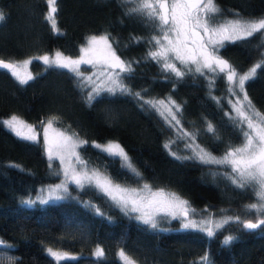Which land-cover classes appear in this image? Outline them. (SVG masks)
Segmentation results:
<instances>
[{
    "label": "trees",
    "instance_id": "trees-1",
    "mask_svg": "<svg viewBox=\"0 0 264 264\" xmlns=\"http://www.w3.org/2000/svg\"><path fill=\"white\" fill-rule=\"evenodd\" d=\"M216 4L223 14L264 17V0H216ZM56 7L55 20L63 35L54 33L45 19L47 0H0L5 15L0 23V58L13 62L55 50L74 56L88 35L106 33L117 39L119 55L138 61L130 75L122 74L123 83L143 99L169 95L176 100L182 109L181 124L196 134L200 145L219 154L242 140L241 127L225 112L222 84L210 90L204 76L165 74L157 61L146 57L144 40L133 42L151 29L139 15H126L120 0H57ZM263 50L264 36L255 34L224 42L218 53L243 71L261 59ZM29 66L34 79L25 85L0 70V118L15 114L32 124L51 120L88 141L78 147V154L89 167L115 182L171 190L196 209H240L253 201L252 190L236 187L210 165L170 154L165 148L170 130L143 100L102 92L89 105L86 89L71 69L47 68L36 59ZM245 90L252 105L264 114V67L245 82ZM208 122L215 133L206 130ZM106 140L121 144L139 177L122 167L119 157L92 144ZM59 176V163L46 157L40 136L36 142L22 140L0 124V239L13 245L0 246V253L16 257V264H122L119 249L136 264H202L205 256L210 264H264V229L249 232L230 223L209 237L200 229L181 228L174 220L151 229L87 185L83 189L69 185L76 197L31 206L21 203L38 185ZM227 234L237 239L224 246ZM97 245L104 251L101 259L92 253ZM48 248L70 251L77 259L57 261Z\"/></svg>",
    "mask_w": 264,
    "mask_h": 264
},
{
    "label": "snow or ice",
    "instance_id": "snow-or-ice-1",
    "mask_svg": "<svg viewBox=\"0 0 264 264\" xmlns=\"http://www.w3.org/2000/svg\"><path fill=\"white\" fill-rule=\"evenodd\" d=\"M57 0H47L49 11L45 17L51 23L54 33L63 35L61 29L57 27L55 13ZM121 4L134 3L135 7L126 12V15H139L147 23L155 26L159 31L158 36H152L149 43L156 47L155 51L148 52V58L162 62L163 70L172 73L176 78H183L188 73H199L204 75V69L210 72L224 73L231 86L243 93L242 99L237 97L233 104V109L237 113L239 126L243 136V142L236 147H230L225 154L216 158L205 149L198 148L194 157H180L177 159H198L201 163L227 165L231 169L230 180L240 189H250L253 191L257 202L247 206L249 212L254 213L252 219H241L239 216L222 217L219 221H214L211 217L201 222L188 220L189 204L187 200L182 199L175 192H165L163 189L153 190L152 186L144 183L139 188L121 186L115 183L112 178L96 169L91 171L86 169L77 170L74 167H66L64 170L65 182L56 185L54 190H50L48 199H52V191H62L68 193V183L75 184L83 189L86 185L96 189L98 192L108 197L116 206L120 207L125 214L138 213L134 219L147 225L151 229L159 228L158 217L161 215L171 217L172 219H181L184 221L182 227L199 228L207 236L214 237L217 232L225 229V225L236 223L242 230L255 231L264 229V114L255 110L254 105L248 98L245 90V82L253 80L258 68L264 67V58L255 64L244 74H238L235 68L227 60L216 55L218 47L223 46L224 41H235L253 37L255 34L264 36V17L259 19L245 20L239 17L229 21L226 24H217L216 17L220 14V8L216 0H120ZM5 21L3 11H0V23ZM142 38H133V42L139 43ZM114 40V38H113ZM118 44V41L116 42ZM84 55L79 59L73 60L71 57L64 56L57 51L53 57L48 55L33 57L32 59L42 60L47 68H69L77 76L83 74L79 71L81 64H93L100 69V75L104 77L101 85L94 86L86 96V102L91 103L101 95L102 92L109 94H128L143 100L140 93L133 92L123 83L122 74H131L134 69L133 63L138 61H125L120 58L112 47L109 35L92 36L88 41V46L81 49ZM92 58H85L88 54ZM264 57V54H262ZM175 61L184 66L185 71L177 67ZM32 60H24L21 63L6 62L0 59V70H7L21 85L28 84L34 77L24 71ZM194 66V67H193ZM92 82V78H87ZM94 83V82H93ZM232 90L235 96L237 93ZM152 108L163 107L170 119V125H180L178 113L182 111L181 106L170 97L167 102L164 100L144 101ZM175 109V110H173ZM245 109H250L251 114ZM166 119H168L166 117ZM0 124L14 133L18 138L27 141H37V135L33 127L27 124L19 117L13 115L7 120H0ZM52 121H48V127H51ZM182 129V125L180 126ZM208 132L215 133V128L208 122ZM183 135L195 140V133L183 131ZM75 136V134H73ZM73 136L63 137L57 143V153L67 152L76 157L77 162H81L75 149L87 144L88 141L80 140ZM47 141V134H45ZM95 148L109 156L119 157L122 161V167L129 169L134 175L139 177L141 174L132 165L130 158L124 149L115 142L106 144H94ZM170 151V146L165 145ZM49 158L52 157V146L48 147ZM176 155L175 153H171ZM64 157H61L63 162ZM82 163V162H81ZM67 198L65 195H56L55 199L62 200ZM40 199L41 203H48V199ZM21 203L27 206L34 205L35 200L22 199ZM90 202H89V205ZM98 214L99 210L96 209ZM195 211L194 209L192 210ZM237 237L233 235L224 236L222 244L229 246ZM0 246L11 248L0 239ZM48 253L57 261L66 259H77L70 257L66 253L47 249ZM97 259L104 256L101 248L96 250ZM122 264H136V261L123 249L119 252ZM16 257L9 256L6 253H0V264H16ZM202 264H210L207 256L202 258Z\"/></svg>",
    "mask_w": 264,
    "mask_h": 264
},
{
    "label": "rangeland",
    "instance_id": "rangeland-1",
    "mask_svg": "<svg viewBox=\"0 0 264 264\" xmlns=\"http://www.w3.org/2000/svg\"><path fill=\"white\" fill-rule=\"evenodd\" d=\"M125 6H126L125 10L128 12L130 9H132L133 7H135V4L134 3H127V4H125ZM48 11H49V9H48ZM239 17H241V18H243L245 20L259 19V18H261V17H244V16H241V15H239ZM236 18H237V13H233V14H228L227 15V14H223L220 11V14L216 17V23L217 24H226L227 22L232 21V20H235ZM144 24L148 27V29L149 28L151 29V32L149 34H146V36L142 37V39L145 42V55H146V57H148V52L149 51H155L156 50V47L154 46V44L153 43H149L148 41H149V39L152 36H158L159 35V31H158V29L155 28L154 25L147 23L145 20H144ZM105 34L106 33H98V34L88 35L85 38L83 44L81 45L79 53L76 54V55H74V56L66 55V54L62 53L61 51H59V50H55L53 52L40 53L36 57H38V56H44V55H48L50 57H53L55 55V53L57 51H59L64 56L71 57L73 60H76V59H79L80 56L84 55V53H82L81 49L83 47H87L88 46V41H89V39L92 36H101V35H105ZM109 39L112 42V47L115 50L116 54L118 56H120V58L122 60L127 61L123 56L119 55L118 52L116 51V46H115L114 43H115V41L117 39L114 38V40H113V38H111L110 36H109ZM226 41H224V42H226ZM219 48L220 47H218V49ZM262 54H264V50H263V53ZM216 55H218L220 58H222L220 56V54L218 53V51H216ZM32 57L33 56L26 57V58H23V59L21 58V59H18V60H13V62L21 63L24 60H32L31 59ZM85 58L86 59L87 58H92V54L89 53L88 56H86ZM262 58H264V57H261V59ZM222 59H224V58H222ZM261 59L258 60L255 63H253L251 66H249L247 69H245L243 71H240L236 67H234L232 64H230V63L229 64L232 65L233 68H235V70L237 71L238 74H244L247 71H249L255 64H257L258 62H260ZM40 61L43 62L42 60H40ZM175 63L177 65V67H179L182 71H185V68H184L183 65H181L178 61H175ZM159 64H160V69L165 74L171 75V76L175 77L172 73L163 70V68H162V62H160ZM29 65H27V67L24 69V71H26V72H28L29 74L32 75V72L30 70V66ZM83 65L86 66V67H88V68L87 69L82 68ZM79 71L83 75L82 76H78V78L81 81L83 87L86 89L87 94L91 91V89L94 86L101 85L102 84V81L104 80V77L99 74L100 73L99 67L98 66H94L93 64H81V65H79ZM204 73H205L204 75H200L199 73H195V72H192V73L186 72L185 75H189V76H192V77H195V76H204L206 78V80L208 81V84L210 86V90H212L213 88H218L219 87L218 84H222V86H221L222 88L220 90L222 91V95H223V98H224L223 100H225V102H226V111L225 112L228 114V116L231 118V120L234 123H236V124L239 125L238 118H237V113L233 109V104L235 103L237 97H240L242 99L243 93H240L238 89H235L234 86H231L230 85V83L226 79V75L224 73H220L219 71H217V72H210L207 69H204ZM88 77H91L92 78V82H90L87 79ZM220 80H221V82H220ZM230 89H233L237 93V95L234 96L232 94V90H230ZM169 97L172 100H174L171 96L166 95L164 97H148V98L143 99V101H147V100H153V101L164 100L165 102H167V100H168ZM174 101L177 104H179L176 100H174ZM154 109L162 117V119L164 120L165 124L168 126V128L170 130V134L167 137V139L165 140V145L168 144L170 146V152L171 153H175L176 154L175 156H180V157H194L196 151L198 150V148H197V146H198L199 148L205 149L207 152L211 153L212 156H214L216 158H220V157H222L225 154V152L230 147L239 146L243 142V138H242V140L240 142L236 143L233 146L228 147L223 152H221L219 154H214V153L210 152L209 150H207L202 145H200L198 143L197 139H196V136H195V140H192L189 137L184 136L183 135V131H187V132H191V133H193V132L191 130L186 129L181 124V122H180V125L173 126L174 125V122H173V125H170L169 122H168V120L170 119V117L168 116L167 111L163 107L154 108ZM173 110H175V109H173ZM245 110L248 111L249 114H251V110L250 109H245ZM255 110L258 111L256 108H255ZM13 115H15V114H10V115H8L6 117H1L0 120H7L11 116H13ZM15 116L19 117L20 119H22L27 124H29V125H31L33 127V129H34L37 137L40 136L42 138V140H43L46 157L49 159V161H51V160L58 161L59 166H60V176L58 177V179L56 181L49 182V183H43V184L38 185L36 187L35 191L32 194H29V195L24 196L23 198H21V200L22 199H29V198H31V199L35 200L36 203H41L40 202V199H38V198L48 199L50 190H54L55 187H56V185H59V184L65 182L64 170H65L66 167H74L77 170L86 169V170H89V171H91L92 169H94V168L89 167L80 156H79V158H80V161L82 163L81 162H77L76 157L70 155L67 152H60L59 154L57 153V149H56L57 143L60 142L63 139V137L73 136L74 133L68 132V131H65V130H62V129L56 127L53 123L51 124V127H48V121L49 120L44 121V122H41V123H38V124H32V123H29L28 121L24 120L23 118H21L18 115H15ZM166 117L168 119H166ZM178 119L180 120L179 116H178ZM181 125H182V129L180 127ZM45 134H47V141L45 140ZM77 137L80 140H82V138L79 137V136H77L76 134H75V136H73V139H76ZM108 142L118 143L117 141L106 140V141H103V142L92 141V144L93 145L94 144H101V145H103V144H106ZM49 144L52 146V157H51V159L49 158V154H48ZM119 145L121 146V144H119ZM75 152L78 154V147L75 149ZM61 157H64L63 162L61 160ZM119 159L121 161V158H119ZM192 159H195V158H192ZM195 160L199 161L198 159H195ZM121 163H122V161H121ZM131 163H132V161H131ZM132 165L134 166L133 163H132ZM208 165L211 166V168L214 170V172H217L218 173V171H219L220 172L219 174L224 175V176H226V177L229 178V175H227V174H230L231 173V169L227 165L210 164V163ZM96 170H98V169H96ZM98 171L101 172V173H104L101 170H98ZM115 183L120 184L121 186L132 187V188H139V187H141L144 184V183H141L139 185H127V184L120 183V182H115ZM70 184H72V183H68V193H70V196L68 194H66V193H63L62 191H52L51 192L52 199H48V201H57V199H55V196L56 195H65L67 198L76 197L75 194H73L72 191L70 190V187H69ZM73 185H75V184H73ZM152 188H153V190L163 189L165 192H173L171 190L164 189V188H158V187H152ZM67 198H65V199H67ZM181 198L184 199L183 197H181ZM256 202H257V198L254 196L253 201H250L249 203L245 204L240 209H233V208H227V207L212 208V207H209V206H205V207L196 209V208H194V207H192V206L189 205V217H188V220H194V221H196V222L199 223V222H201L203 220H206L209 217H211L214 221H219V220H221L222 217H226V216L227 217L239 216L242 220L243 219H246V218L247 219H252L253 216H254V213L249 212L247 206L250 205V204L256 203ZM193 209L195 210L194 212L192 211ZM131 215L133 217H135L136 215H138V213H131ZM158 220H159V225H160V222H169L170 220H174V221H176V223L181 228H183L182 227V223L184 221H182L179 218L172 219L171 217H167V216L161 215L160 217H158ZM193 229H199V228H193ZM227 235H232V234H227ZM227 235H225V236H227ZM97 248H101V246L97 245L95 247V249L93 250V252H92L93 254L96 253ZM48 249H52L53 251H59L61 253H66L70 257H73L74 255H76V254H74V253H72L70 251H66V250H59V249H54V248H48ZM120 250L121 249H119L118 250V253H117V256H118L119 259H120V257H119Z\"/></svg>",
    "mask_w": 264,
    "mask_h": 264
},
{
    "label": "water",
    "instance_id": "water-1",
    "mask_svg": "<svg viewBox=\"0 0 264 264\" xmlns=\"http://www.w3.org/2000/svg\"><path fill=\"white\" fill-rule=\"evenodd\" d=\"M0 59H2V58H0ZM3 60H5L6 62L11 61V60H7V59H3ZM11 62H12V61H11Z\"/></svg>",
    "mask_w": 264,
    "mask_h": 264
}]
</instances>
